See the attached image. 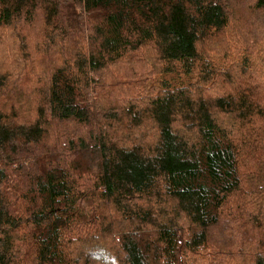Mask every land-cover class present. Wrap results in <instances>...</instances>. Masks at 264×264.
I'll list each match as a JSON object with an SVG mask.
<instances>
[{"label":"trees","instance_id":"obj_1","mask_svg":"<svg viewBox=\"0 0 264 264\" xmlns=\"http://www.w3.org/2000/svg\"><path fill=\"white\" fill-rule=\"evenodd\" d=\"M0 264H264V0H0Z\"/></svg>","mask_w":264,"mask_h":264},{"label":"rangeland","instance_id":"obj_2","mask_svg":"<svg viewBox=\"0 0 264 264\" xmlns=\"http://www.w3.org/2000/svg\"><path fill=\"white\" fill-rule=\"evenodd\" d=\"M178 235L181 236L180 233Z\"/></svg>","mask_w":264,"mask_h":264}]
</instances>
